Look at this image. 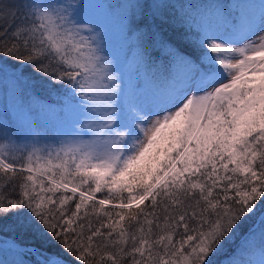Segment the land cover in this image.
Listing matches in <instances>:
<instances>
[{"label":"snow or ice","instance_id":"1","mask_svg":"<svg viewBox=\"0 0 264 264\" xmlns=\"http://www.w3.org/2000/svg\"><path fill=\"white\" fill-rule=\"evenodd\" d=\"M85 3L0 0V72L65 93L0 119V226L35 264H264V0L109 3L135 77Z\"/></svg>","mask_w":264,"mask_h":264},{"label":"rangeland","instance_id":"2","mask_svg":"<svg viewBox=\"0 0 264 264\" xmlns=\"http://www.w3.org/2000/svg\"><path fill=\"white\" fill-rule=\"evenodd\" d=\"M114 1L115 0H86L80 14L82 18L93 20L102 27H105L107 31V52L122 61L123 70L126 74L135 77L137 75V69L134 64L130 63L131 55L126 54V42L119 31L117 18L114 14H109L107 12L108 4H113ZM240 2L242 6L239 4ZM261 2L262 0H234L231 3L233 14L239 16L240 11L253 7L255 8L254 11H258ZM33 104L38 106L35 99L24 96L20 91L9 90L6 94L4 83L0 82V119H7L10 122L14 121L21 107H28ZM49 115L50 116H46L48 130L45 132L44 142L50 144L58 143L60 137L56 135L57 130L62 134L70 133L73 128V117L67 113L62 119H58L55 115ZM8 116L10 119L7 118ZM0 245L5 249H18L11 242L0 241Z\"/></svg>","mask_w":264,"mask_h":264},{"label":"trees","instance_id":"3","mask_svg":"<svg viewBox=\"0 0 264 264\" xmlns=\"http://www.w3.org/2000/svg\"><path fill=\"white\" fill-rule=\"evenodd\" d=\"M232 1L234 0H169L170 3L178 5H194L202 8H211L215 4H222L226 7L232 8ZM117 2H119V0H115L113 4L115 5ZM239 4L241 5L242 3L240 2ZM192 11H196V9L193 8ZM198 39L199 36L197 35L196 30L193 29L190 34V40L186 46V51L194 58L198 56V51L196 50ZM15 71L16 70L9 67L7 74L0 72V82L4 83L6 94L9 90H17L23 93L24 96L35 99L38 105H46L57 109L64 105V90L58 88L55 92L50 93L46 88L37 86L35 81L39 78L36 77L30 69L24 72L22 79L16 80L13 75ZM37 110L39 109L37 108ZM65 114V112L60 111L51 115H55L58 119H62ZM7 118L10 119L9 116ZM101 195H103V193H97V197H100ZM0 241L11 242L18 248L11 250L5 249L0 245V264H35L37 258L31 254V251H34V249L30 251L28 247L33 242L18 234L10 224L9 226H0ZM65 259L70 260L68 257H65Z\"/></svg>","mask_w":264,"mask_h":264}]
</instances>
